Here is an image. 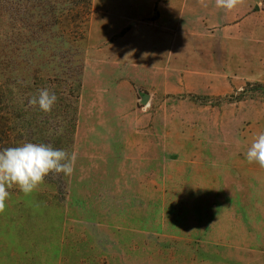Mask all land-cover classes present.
<instances>
[{"label":"rangeland","instance_id":"1","mask_svg":"<svg viewBox=\"0 0 264 264\" xmlns=\"http://www.w3.org/2000/svg\"><path fill=\"white\" fill-rule=\"evenodd\" d=\"M113 4L0 0V149L76 155L71 176L9 189L0 264H264V168L245 158L264 79L143 105L125 41L100 44L130 27L105 21ZM41 89L48 113L29 104Z\"/></svg>","mask_w":264,"mask_h":264},{"label":"crops","instance_id":"2","mask_svg":"<svg viewBox=\"0 0 264 264\" xmlns=\"http://www.w3.org/2000/svg\"><path fill=\"white\" fill-rule=\"evenodd\" d=\"M114 2L117 8L105 21H126L130 27L117 39L116 32L101 33L100 44L109 41L113 47L125 41L131 62L125 67L126 76L133 79L134 88L148 89L149 97H219L264 79L261 0H239L231 11L217 8L215 0ZM253 126L264 132L263 122Z\"/></svg>","mask_w":264,"mask_h":264},{"label":"clouds","instance_id":"3","mask_svg":"<svg viewBox=\"0 0 264 264\" xmlns=\"http://www.w3.org/2000/svg\"><path fill=\"white\" fill-rule=\"evenodd\" d=\"M239 0H215L217 8L228 11L237 7ZM57 102L55 93L41 89L38 96L29 100L32 106H39L45 113ZM249 164L264 168V133L254 137L245 153ZM76 161L75 153L55 149L50 144L26 142L20 146L0 149V211L5 208L9 189L16 186L25 196L31 195L50 173L71 176Z\"/></svg>","mask_w":264,"mask_h":264},{"label":"water","instance_id":"4","mask_svg":"<svg viewBox=\"0 0 264 264\" xmlns=\"http://www.w3.org/2000/svg\"><path fill=\"white\" fill-rule=\"evenodd\" d=\"M148 100H149V95L148 94H144V95H142V98H141L140 102H141V104L146 105Z\"/></svg>","mask_w":264,"mask_h":264}]
</instances>
